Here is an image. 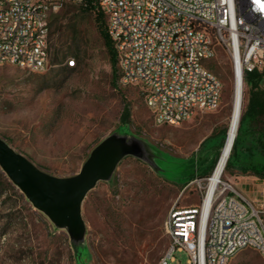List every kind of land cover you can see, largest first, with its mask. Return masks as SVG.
<instances>
[{
    "label": "rangeland",
    "instance_id": "374dc122",
    "mask_svg": "<svg viewBox=\"0 0 264 264\" xmlns=\"http://www.w3.org/2000/svg\"><path fill=\"white\" fill-rule=\"evenodd\" d=\"M50 22V55L62 40L71 45L76 29L82 60L72 69L65 59L49 60L42 72L1 65L0 137L41 170L59 177L78 172L90 150L114 132L145 141L156 167L126 156L109 180L97 182L81 204L86 232L78 245L0 170V264H156L167 246L166 215L173 208L199 204L203 190L192 181L212 174L223 146L234 85L229 58L217 45L208 61L223 83L216 110L200 112L180 125L158 126L136 87L111 81L90 13L67 4L51 13ZM242 86L243 104L244 82ZM220 179L252 196L264 177L233 162ZM174 258L171 264H187L185 251L174 252ZM229 264H264V259L244 248Z\"/></svg>",
    "mask_w": 264,
    "mask_h": 264
},
{
    "label": "built area",
    "instance_id": "2783aa9c",
    "mask_svg": "<svg viewBox=\"0 0 264 264\" xmlns=\"http://www.w3.org/2000/svg\"><path fill=\"white\" fill-rule=\"evenodd\" d=\"M88 2L104 13L119 83L139 90L154 125H180L219 107L223 83L208 66L217 45L233 81L264 68V0H0V66L46 70L51 13ZM208 179L192 181L203 190L198 205L166 215L167 246L156 264L173 263L176 251L186 252L187 264H229L244 248L264 259V179L252 196L221 180L208 196Z\"/></svg>",
    "mask_w": 264,
    "mask_h": 264
},
{
    "label": "water",
    "instance_id": "95a60500",
    "mask_svg": "<svg viewBox=\"0 0 264 264\" xmlns=\"http://www.w3.org/2000/svg\"><path fill=\"white\" fill-rule=\"evenodd\" d=\"M133 156L156 167L148 145L140 138L111 133L89 152L78 172L59 177L37 167L0 137V170L51 223L64 229L74 245L84 241L81 204L99 181L111 178L118 163Z\"/></svg>",
    "mask_w": 264,
    "mask_h": 264
},
{
    "label": "trees",
    "instance_id": "16d2710c",
    "mask_svg": "<svg viewBox=\"0 0 264 264\" xmlns=\"http://www.w3.org/2000/svg\"><path fill=\"white\" fill-rule=\"evenodd\" d=\"M76 7L80 11L92 15L94 28L108 58L111 69V81L114 82L118 79L117 55L113 42L106 30L104 13L96 3L92 2H88L86 6ZM50 26L51 22L49 21ZM207 29L213 32L212 28ZM52 34V30H50L49 39H51ZM70 39L71 45L65 46V41L62 40L52 56L50 55V60L53 63L71 58L77 63L82 60L81 48L78 43L81 37L76 29H72ZM66 67L72 69V67ZM243 82L246 86V91L245 93L243 92V104L237 133L225 169H228L230 164L234 162L242 171H249L264 177V68L246 72ZM247 153L248 155H246Z\"/></svg>",
    "mask_w": 264,
    "mask_h": 264
},
{
    "label": "bare ground",
    "instance_id": "6f19581e",
    "mask_svg": "<svg viewBox=\"0 0 264 264\" xmlns=\"http://www.w3.org/2000/svg\"><path fill=\"white\" fill-rule=\"evenodd\" d=\"M233 95H232V104H231V114L228 122L226 137L219 153L217 162L214 166L212 174L208 179V196L211 190L218 184L221 180V175L224 172L226 163L230 156L232 144L237 133V128L239 124V117L242 108V81L239 77H236L233 81ZM234 145V144H233ZM206 216V207L203 208V221Z\"/></svg>",
    "mask_w": 264,
    "mask_h": 264
}]
</instances>
